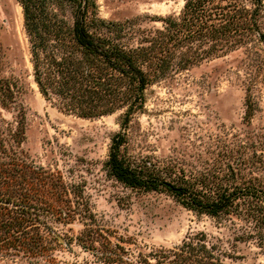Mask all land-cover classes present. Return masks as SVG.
I'll list each match as a JSON object with an SVG mask.
<instances>
[{
    "label": "rangeland",
    "instance_id": "rangeland-1",
    "mask_svg": "<svg viewBox=\"0 0 264 264\" xmlns=\"http://www.w3.org/2000/svg\"><path fill=\"white\" fill-rule=\"evenodd\" d=\"M93 1L98 17L137 19L144 29L161 27L154 19L178 15L184 4ZM12 78L21 88L4 103ZM247 91L258 108L246 120ZM145 98L144 110L128 118L122 110L83 118L45 101L31 75L22 7L17 0H0V186L2 177L14 181L0 187V195L11 196L9 206L31 197L36 213L31 228L48 242L38 256L0 253V264H125L114 255L135 258L139 251L172 248L199 231L222 247L226 262L264 264L254 222L196 214L165 193L126 187L105 163L120 133V154L127 158L170 160L185 169L216 158L264 184V51L246 45L207 58L157 80ZM59 184L62 199L53 192ZM68 206L75 213L58 216V209Z\"/></svg>",
    "mask_w": 264,
    "mask_h": 264
},
{
    "label": "trees",
    "instance_id": "trees-1",
    "mask_svg": "<svg viewBox=\"0 0 264 264\" xmlns=\"http://www.w3.org/2000/svg\"><path fill=\"white\" fill-rule=\"evenodd\" d=\"M17 1L38 92L59 110L83 118L118 110L128 118L144 110L147 87L169 74L246 45L264 51L262 0H250L251 6L243 0H184L178 15L154 19L162 26L153 29L140 28L133 18L106 21L93 12V0ZM20 88L17 78L7 81L2 101L12 102ZM257 108L247 91L244 118ZM123 142V134L114 136L105 162L117 181L165 193L196 214L254 222L253 235L264 245V184L257 178L216 158L204 160L199 169L148 156L127 158L120 154ZM1 180L0 187L14 182ZM15 187L23 188L20 183ZM64 191L60 184L53 190L59 199ZM10 197L0 195V253L42 255L48 242L31 228L33 199L23 196L9 206ZM73 211L62 207L57 214L64 218ZM224 257L222 247L199 231L172 248L139 251L135 258L116 253L113 259L125 264H233Z\"/></svg>",
    "mask_w": 264,
    "mask_h": 264
}]
</instances>
